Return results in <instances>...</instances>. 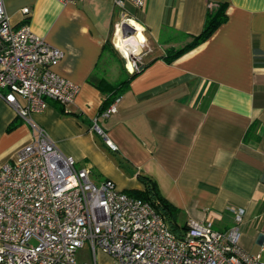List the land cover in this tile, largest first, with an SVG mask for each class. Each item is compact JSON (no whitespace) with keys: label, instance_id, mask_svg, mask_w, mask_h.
Here are the masks:
<instances>
[{"label":"crops","instance_id":"1","mask_svg":"<svg viewBox=\"0 0 264 264\" xmlns=\"http://www.w3.org/2000/svg\"><path fill=\"white\" fill-rule=\"evenodd\" d=\"M221 2L227 3V20L201 44L166 60L171 48L200 33L207 11ZM2 3L15 25L23 20L21 8L29 7L26 21L32 32L63 51L53 70L79 91L73 102L48 100L45 110L27 119L0 98V165L30 141L32 125L39 126L62 153L74 158L75 167L90 168L94 182L111 179L121 190L142 189L137 175L153 178L178 209L179 223L210 218L214 228L226 230L233 219L229 207L243 208L239 243L250 254L260 252L264 0L126 3V14L142 28L147 50L141 71L125 82L116 110L106 118L98 115L110 90L100 81L116 85L130 75L109 40L119 17L112 1ZM97 117L115 150L93 130ZM95 262L115 264L99 249Z\"/></svg>","mask_w":264,"mask_h":264},{"label":"built area","instance_id":"2","mask_svg":"<svg viewBox=\"0 0 264 264\" xmlns=\"http://www.w3.org/2000/svg\"><path fill=\"white\" fill-rule=\"evenodd\" d=\"M111 1L125 17L126 3L141 7L144 0ZM29 11L22 7L23 20L15 25L0 0V98L25 119L45 110L48 100L73 102L79 91L53 70L63 51L32 32L26 21ZM129 18L121 22L123 35L134 32L124 28ZM146 44L145 39L140 47ZM133 54H122L129 74L140 68ZM119 99L98 117L113 113ZM98 117L93 130L115 150ZM229 209L233 219L226 230L205 218L188 221L176 235L147 201L126 194L111 179L94 182L89 167H75L73 157L62 153L43 128L32 125L30 141L0 165V264H96V249L115 264H264V233L260 252L250 254L239 243L245 211ZM86 243L93 261L78 259Z\"/></svg>","mask_w":264,"mask_h":264},{"label":"trees","instance_id":"3","mask_svg":"<svg viewBox=\"0 0 264 264\" xmlns=\"http://www.w3.org/2000/svg\"><path fill=\"white\" fill-rule=\"evenodd\" d=\"M226 6V2H221L216 8L209 9L206 13L200 33L197 35H190V40L184 45L177 48H171V50L165 55L166 60L172 61L184 52L207 40L213 34V32L227 20ZM141 69L142 66H140L138 70H135L133 73H131L127 79L121 80L116 85H111L106 81H100L101 83H104V86L110 90V92H108L109 94L105 96L100 112L106 109L116 97L121 95V90L124 88L123 85L125 82L130 81V79L138 74ZM137 178L143 185L142 189H123L122 191L128 195L147 201L153 207L155 212L163 219L168 228L176 235H180L183 230L186 229L187 223L178 222V209L161 194L157 183L153 178L144 174H138Z\"/></svg>","mask_w":264,"mask_h":264},{"label":"bare ground","instance_id":"4","mask_svg":"<svg viewBox=\"0 0 264 264\" xmlns=\"http://www.w3.org/2000/svg\"><path fill=\"white\" fill-rule=\"evenodd\" d=\"M125 23V22H124ZM132 27L134 29L133 33H128L126 35L121 34V26H117L116 34L117 41L115 46L122 52L124 56L133 54L132 52L139 50V47L142 45L145 40L142 28L138 26L133 18L126 20L125 29ZM137 27L138 28L137 30ZM127 68L132 69V64L130 61L127 62Z\"/></svg>","mask_w":264,"mask_h":264},{"label":"rangeland","instance_id":"5","mask_svg":"<svg viewBox=\"0 0 264 264\" xmlns=\"http://www.w3.org/2000/svg\"><path fill=\"white\" fill-rule=\"evenodd\" d=\"M117 13H119V10H117ZM126 17H129V16L126 15L125 17H122V15L119 13L118 20L116 21V23H114L112 25V29H111V33H110V38H109V40L112 43V46L114 47V49L116 50V52L118 53V55L121 57V59L123 61V64L126 62V59L123 57L122 52H120V50L118 48H116L115 43H116V41L118 39L117 38V34H116V28H117L118 25L121 26V22L124 21V18H126ZM130 33H133V32H130ZM121 34H122V31H121ZM146 50H147L146 49V46L139 47V50H137L139 52L138 53H135L137 51L132 52V53H135V54L132 55V57H134V59H136V60H138V61L141 62V59H139V56L142 55V53L145 52ZM78 258H83L84 260H91V261H93V255H92L91 251H89L87 249V243L85 244L84 248H82L80 250V252H78Z\"/></svg>","mask_w":264,"mask_h":264},{"label":"water","instance_id":"6","mask_svg":"<svg viewBox=\"0 0 264 264\" xmlns=\"http://www.w3.org/2000/svg\"><path fill=\"white\" fill-rule=\"evenodd\" d=\"M125 26H126V24H125ZM133 30V29H132ZM124 34H125V31L123 32Z\"/></svg>","mask_w":264,"mask_h":264}]
</instances>
